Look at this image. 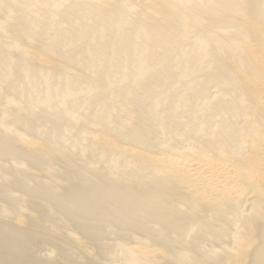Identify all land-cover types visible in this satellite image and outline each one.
<instances>
[{"label":"bare ground","instance_id":"bare-ground-1","mask_svg":"<svg viewBox=\"0 0 264 264\" xmlns=\"http://www.w3.org/2000/svg\"><path fill=\"white\" fill-rule=\"evenodd\" d=\"M138 1L0 0V80L43 105L4 98L36 136L0 121V153L80 181L32 188L15 163L52 215L2 210L0 264H264V0ZM112 94L132 123L110 128ZM84 105L97 126L79 125ZM149 118L173 144L152 145Z\"/></svg>","mask_w":264,"mask_h":264},{"label":"rangeland","instance_id":"rangeland-1","mask_svg":"<svg viewBox=\"0 0 264 264\" xmlns=\"http://www.w3.org/2000/svg\"><path fill=\"white\" fill-rule=\"evenodd\" d=\"M134 3H137V4H140L139 3V1L138 0H132ZM12 14H13V12H12ZM2 18V19H1ZM4 18H5V15H0V21H2V20H4ZM19 32H15L14 31V33L11 31V34H13L14 35V37L15 36H19V34H18ZM4 82H7V84L9 85V79H7V80H0V91L1 90H3V93H2V91H1V96H3V97H1L0 96V98H2V99H0L1 101H0V105H2V108L3 109H5L3 106H5V104H6V102H5V99H7V97L9 98V99H14V101H19L20 103H18V104H20V105H24L25 107L26 106H30L31 104L34 106V104H36L38 107H39V109L38 108H36L35 110H34V112L36 111V112H38V110H39V113H41V110L42 109H40V108H43L42 106V104H41V101H40V98H38V97H40V95H39V93H38V95H36V92L34 93L33 92V94H32V96H33V98L31 99L30 97H26L25 95H23V96H21V94H20V92L18 91V90H16L15 88H13V87H8V86H6L7 84H5ZM5 94H6V96H5ZM15 94V95H14ZM14 95V96H13ZM113 95V98H111L110 97V95H109V97L107 98L109 101H108V105H109V108L107 107V110H108V112L111 114H109L110 116H108V119H107V122L109 123L110 121V128H111V126H113L114 127V124H115V126H118V127H122V126H124V124H126L127 122H130V121H128V120H132L131 118L130 119H128L127 117H124V116H126V114L125 115H123L124 114V112H122L120 109L122 108V110H123V108L125 107L124 106V104L126 105V107H125V109L124 110H126V108L127 107H129V105H130V108H131V106H133V104L131 103V100L129 99V98H127V100H123L122 101V99H118V98H116V96H117V94H112ZM16 96H19V98L18 99H16L17 97ZM10 97H12V98H10ZM22 97H23V100H22ZM25 97V98H24ZM5 98V99H4ZM30 98V99H29ZM37 99V100H36ZM118 99V100H117ZM29 100V101H28ZM31 100V101H30ZM116 100V101H115ZM3 101V102H2ZM36 101V102H35ZM27 102H30V103H27ZM32 102V103H31ZM122 102V103H121ZM34 103V104H33ZM69 103V102H68ZM68 103H67V105L65 106L66 107V110H67V108H72L73 106H74V104H69L68 105ZM40 105H42V106H40ZM122 107H121V106ZM23 106V107H24ZM68 106V107H67ZM71 106V107H70ZM86 105H84L83 107L81 106L79 109L81 110H79L78 108V111L77 110H75V112H76V114H77V116L78 117H80V120L79 121H81V123H79V125L80 124H82V121L84 122V123H87L86 124V126H88L89 127V124H91V126H92V124H94L95 125V123H94V121L93 120H96V119H99L98 118V116H99V114L100 115H102V114H105V113H100V112H98V109H95V108H90V109H88L89 107L87 106V107H85ZM120 107V109H119V107ZM86 108V109H85ZM9 109V108H8ZM88 109V110H87ZM112 111H111V110ZM65 110V111H66ZM123 110V111H124ZM43 111V110H42ZM121 111V112H120ZM36 112L34 113V114H36ZM81 112H83L84 114H82ZM91 112V113H90ZM63 113H61V116L64 118V116L62 115ZM25 115L26 114H24V115H22V116H24V118H20L19 120L18 119H16V120H13L14 118H13V115H6L8 118H7V120H6V117H2V115L0 114V121H3L4 123H2V124H4V126L5 127H11L12 129H14V130H17L18 132H20V133H23L24 135L26 134L27 136H33V135H35L36 136V134L34 133L33 134V132H30V130H28L24 125H23V123H24V119H25ZM40 115V114H39ZM120 115V116H119ZM37 116H38V113H37ZM87 116V117H86ZM88 116H91V117H88ZM9 117H11V118H9ZM26 117H27V115H26ZM111 117V120L109 119ZM28 119L26 120V121H29L31 118H29V117H27ZM96 118V119H95ZM114 118V119H113ZM24 121H23V120ZM124 119H125V121H124ZM128 119V120H127ZM134 119V118H133ZM150 119V118H149ZM148 119V121H147V128H148V130H150L151 131V139L153 140L152 142H153V144L152 145H155V144H158V143H163L164 142V140H167V138L168 137H166L167 135H165V132H164V134L161 132V130L163 131V129H161V125H159L156 121H155V119L154 118H151L150 120ZM22 120V121H21ZM153 120V121H152ZM19 121V122H18ZM86 121H88V122H86ZM93 121V122H92ZM23 122V123H22ZM90 122V123H89ZM92 122V123H91ZM113 122V123H112ZM139 122V121H138ZM151 122H153V123H151ZM1 123V122H0ZM22 123V124H21ZM83 123V124H84ZM118 123V124H117ZM130 123H132V122H130ZM135 123V122H134ZM155 123H157V125L155 124ZM7 126H6V125ZM78 124V123H77ZM77 124L75 123V124H73V122H67L66 123V121H65V123H64V125H63V133L64 134H66L67 135V137L65 138V140H68L67 138H72L73 136H72V134H75L76 133V131L77 130H79V126H77ZM82 124V125H83ZM113 124V125H112ZM138 124V123H137ZM73 125V126H72ZM139 125V124H138ZM156 125V126H155ZM70 126H71V128H75L74 130L73 129H70ZM76 126L78 127V128H76ZM84 126H85V124H84ZM95 126H97V125H95ZM100 127V126H99ZM48 128H50L49 126H48ZM101 129H102V127H100ZM115 129V128H114ZM161 129V130H160ZM49 130H51L50 131V133L51 134H53L52 132H53V130L50 128ZM76 130V131H75ZM103 130V129H102ZM65 131V132H64ZM74 131V132H73ZM105 133H108V134H111L112 136H114L116 139H119L120 141H122L123 143H128V144H130V145H136L137 147H139L140 146V143L139 142H136V141H131V140H126L125 138H122L121 137V139H120V137L118 138L117 136L119 135H117V133L116 132H114V130L113 131H111V133L109 132L110 131V129L108 128H105L104 130H103ZM31 133V134H30ZM115 133V134H114ZM162 134V135H161ZM116 135V136H115ZM165 135V136H164ZM0 136H2V137H5L6 135H4V134H2L1 135V133H0ZM7 138L9 137V136H6ZM164 137H165V139H164ZM44 138H45V136H44ZM73 139V138H72ZM125 139V140H124ZM81 140V139H80ZM79 139L77 140V141H80ZM168 140H169V138H168ZM167 140V141H168ZM73 143L74 142H76V138H74L73 140H71ZM168 142H170L171 144H173L174 142L173 141H171V139H170V141H168ZM77 143V142H76ZM67 147V146H66ZM65 147V148H66ZM147 149L149 148V150H151V149H153V150H155V148H152L151 146H149V147H146ZM66 150V149H65ZM78 152V150H75L74 152H65V153H67V154H71V155H73V156H75V155H80V153H77ZM152 151V150H151ZM76 152V153H75ZM75 155H74V154ZM1 154V153H0ZM77 158V160H78V157H76ZM57 160V161H56ZM56 160H54V166H55V168L54 169H52V175H47V173L46 172H44L45 170L44 169H41V168H36V167H32V165H30L29 163H27V162H23L22 160H13V158H11V157H6V156H4V155H0V224H6L5 223V221H7L6 219H4V217H3V211L5 210V211H9V212H11L12 214L14 213V214H16V215H20V216H22L24 219H29V217H35V218H37V220L39 219L40 220V222L42 223V224H44L46 227H48L49 225H50V221H48V220H50L49 218L51 217V215H52V212H51V209H49L48 207H46V205H47V202L46 201H44V200H40V202L39 201H37V200H31L30 199V197L29 196H27L25 193H23V191L22 190H20V188H18L17 186H16V179H18L17 177L19 176V175H21L22 174V170L20 169V168H18L17 166H16V164L15 163H20V162H23V163H25L26 164V166L27 167H29V169H31L28 173H25L26 174V181L28 182V184L30 185V187H32V188H37V187H47L48 186V188H51L52 190H57V191H59L58 193H61V192H63V189H65V188H68L67 186H76V185H79L80 184V181H79V178H77L76 176H74L73 174H71V172H69V171H71V169L69 170H67V168L68 167H66L65 165V162H63V161H61V159H58V158H56ZM20 161V162H19ZM79 161V160H78ZM95 161V160H94ZM61 162V163H60ZM31 166V167H30ZM63 166H65L66 167V169H65V167H63ZM17 167V168H16ZM33 170H35V171H37L36 173L37 174H34L35 173V171L33 172ZM64 170H66V172L64 171ZM97 170H102V169H98L97 168ZM42 171V172H41ZM101 172V171H100ZM73 173V172H72ZM31 174V175H30ZM73 175V176H72ZM72 176V177H71ZM93 176V175H92ZM94 177H98L97 175L95 176L94 175ZM9 179V180H8ZM55 180V181H54ZM53 181V182H52ZM15 182V183H14ZM47 182V183H46ZM52 184H51V183ZM49 183H50V185H49ZM14 184V185H13ZM56 185V187H54ZM16 186V187H15ZM14 187V188H13ZM58 187V188H57ZM14 193H17L18 195L20 194V195H26L25 197L29 200L28 201V203L27 204H25V205H22L20 208L15 204H12L11 202H10V200H9V197H8V195H10V194H14ZM39 200V199H38ZM31 201H32V203H31ZM43 204V205H42ZM3 210V211H2ZM22 213V214H21ZM51 213V214H50ZM1 214H2V216H1ZM46 214H48V215H46ZM32 215H34V216H32ZM53 215H54V213H53ZM27 217V218H26ZM5 220V221H4ZM49 224V225H48ZM47 248H49V249H53V247L52 246H46ZM40 249H41V251L42 250H44L45 248H44V246L42 247V246H40L39 247ZM47 252V251H46Z\"/></svg>","mask_w":264,"mask_h":264}]
</instances>
